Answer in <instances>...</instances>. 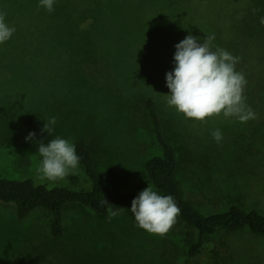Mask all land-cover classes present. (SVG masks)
Here are the masks:
<instances>
[{"label":"rangeland","instance_id":"1","mask_svg":"<svg viewBox=\"0 0 264 264\" xmlns=\"http://www.w3.org/2000/svg\"><path fill=\"white\" fill-rule=\"evenodd\" d=\"M39 4L0 0L15 28L0 44V178L88 191L79 166L55 182L36 171L37 142L84 138L107 186L138 195L151 187L145 162L161 154L145 108L152 100L176 153L184 200L204 215L230 205L264 215V0H55L50 13ZM189 34L201 42L214 34V48L240 58L235 67L256 119L198 122L167 107L166 73ZM53 116L49 136L42 129ZM49 225L44 210L19 221L13 205L0 203V264H264V236L245 230L220 231L188 256L184 235L192 229L179 217L159 236L124 213L99 218L73 206L59 248Z\"/></svg>","mask_w":264,"mask_h":264},{"label":"clouds","instance_id":"2","mask_svg":"<svg viewBox=\"0 0 264 264\" xmlns=\"http://www.w3.org/2000/svg\"><path fill=\"white\" fill-rule=\"evenodd\" d=\"M55 0H40L38 7L53 11ZM257 9H253L255 13ZM6 13H0V44L8 41L15 32L5 22ZM260 24L264 25V17ZM212 34L200 41L191 34L175 45V67L166 73V105L175 108L185 119L204 122L207 119L222 116L225 119L236 118L240 123L257 118L256 113L246 105L244 89L247 80L243 73L236 70L239 57H234L223 48L215 47ZM56 118L51 117L44 124L42 132L49 136L54 131ZM219 143L223 135L219 129L211 133ZM35 134L29 133L26 142L33 140ZM38 143V153L42 157L36 171L40 179L51 182L63 180L70 170L77 169L80 157L75 145L66 139L56 137L47 144ZM102 204L108 205L111 216L117 214V209L103 199ZM130 212L136 225L153 235H166L175 225L181 209L171 195H160L147 186L131 201Z\"/></svg>","mask_w":264,"mask_h":264},{"label":"trees","instance_id":"3","mask_svg":"<svg viewBox=\"0 0 264 264\" xmlns=\"http://www.w3.org/2000/svg\"><path fill=\"white\" fill-rule=\"evenodd\" d=\"M145 108L151 122L154 140L161 152L159 156H153L145 162L146 177L154 191L160 195H171L175 199L181 209L179 219L192 229V232L184 235V243L188 248L187 255L190 257L198 255L205 240L220 231L245 230L254 236H264V215L255 209L245 211L237 205H230L225 212L204 215L184 200L177 180L176 153L166 137L159 112L152 100L145 102ZM73 144L80 157L78 166L90 183L88 191H75L61 186L48 187L44 184H35L31 179L0 178V203L13 205L19 221L24 220L37 209L48 212L51 241L56 248H59V241L65 234V213L73 206L87 209L96 217L105 218L110 215L107 211L109 206L102 204L105 199L109 204L123 208V210L117 209V213L126 214L131 223L138 227L129 210L131 201L138 195L110 189L97 170L94 148L84 138L75 139Z\"/></svg>","mask_w":264,"mask_h":264}]
</instances>
